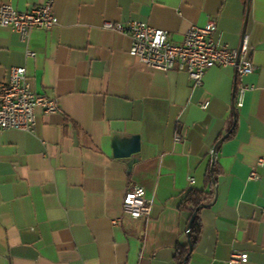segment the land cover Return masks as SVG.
I'll list each match as a JSON object with an SVG mask.
<instances>
[{
	"label": "crops",
	"instance_id": "0c3cea01",
	"mask_svg": "<svg viewBox=\"0 0 264 264\" xmlns=\"http://www.w3.org/2000/svg\"><path fill=\"white\" fill-rule=\"evenodd\" d=\"M48 1L59 27L34 30L26 43L0 26V85L26 66L33 91L61 109L38 107L34 135L0 130V264H228L234 252L248 255L243 264H264V166L250 179L264 159V0L0 6L25 12ZM131 21L176 45L210 21L230 48L247 36L256 70L244 106L234 109L232 68L207 71L193 89L186 73L146 67L129 55L128 36L102 28ZM132 187L151 202L148 220L123 213ZM193 192L203 199L195 215Z\"/></svg>",
	"mask_w": 264,
	"mask_h": 264
},
{
	"label": "built area",
	"instance_id": "2783aa9c",
	"mask_svg": "<svg viewBox=\"0 0 264 264\" xmlns=\"http://www.w3.org/2000/svg\"><path fill=\"white\" fill-rule=\"evenodd\" d=\"M58 18L53 13V2L48 1L28 11L20 12L11 5L0 6V26L9 28L20 35L23 42L28 43L34 30L49 31L59 27ZM104 30L126 35L131 40L129 55L150 69L168 72L176 70L188 75L192 88L201 87L207 71L213 68H232L235 71L234 109L244 106L246 94L251 90L245 79L252 75L256 67L248 58L249 38L244 36L239 48L233 49L221 41L217 23L210 21L207 26H193L185 36L182 45L169 40L168 34L162 29L150 27L147 23L131 21L128 23L105 22ZM36 55L26 49V59ZM209 102L202 105L206 110ZM41 108L45 114L61 113L56 99L36 94L27 75L26 66L12 67L9 81L0 85V130L21 131L34 135L36 131V109ZM176 137V141H180ZM216 154L213 150L212 155ZM264 166L260 159L253 168L250 179H258L257 169ZM191 186L195 179L189 180ZM123 213L134 220H148L151 214V202L147 199L142 187L127 190L123 200ZM118 225V221H113ZM190 229L187 230L189 233ZM248 255L234 252L228 264H243Z\"/></svg>",
	"mask_w": 264,
	"mask_h": 264
},
{
	"label": "trees",
	"instance_id": "16d2710c",
	"mask_svg": "<svg viewBox=\"0 0 264 264\" xmlns=\"http://www.w3.org/2000/svg\"><path fill=\"white\" fill-rule=\"evenodd\" d=\"M191 194L193 195V197L191 196L187 202L191 203L193 207L194 215H195L201 208L203 204V199L201 198L202 195L198 192H193ZM199 232H200V228H199L198 220H197V217H194L193 223L189 231L191 247H193L196 244L198 237H199ZM180 264H184L183 258H180Z\"/></svg>",
	"mask_w": 264,
	"mask_h": 264
}]
</instances>
